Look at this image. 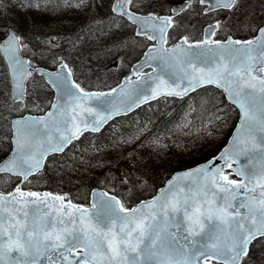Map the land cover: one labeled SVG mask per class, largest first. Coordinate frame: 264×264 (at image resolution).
Segmentation results:
<instances>
[{
  "label": "snow or ice",
  "instance_id": "6c2138e0",
  "mask_svg": "<svg viewBox=\"0 0 264 264\" xmlns=\"http://www.w3.org/2000/svg\"><path fill=\"white\" fill-rule=\"evenodd\" d=\"M51 3L0 0V55L7 61L12 89L8 112L44 111L37 97L26 100V81L34 72L57 92L56 102L41 116L10 118L3 112L7 101L0 102V143L8 146L0 159V264H242L252 241L264 238V23L253 20L255 5L264 6V0H185L169 7L167 15L132 10L151 8L155 0H115L112 11L137 25L136 36L156 43L108 92L81 87L63 57H53L59 64L54 73L32 67L31 57L44 54L41 47L59 45L37 39L31 19L24 34L22 22L29 11L45 10ZM60 3L80 7L84 0ZM194 6H203L202 15L247 12V21L240 23L252 37L214 39L226 31L225 16L208 24L201 39L184 35L166 47L169 29L182 26L177 17L195 12ZM13 9L16 19L10 15ZM114 46H125L123 38ZM205 85L222 90L238 110V125L211 159L173 174L150 199L129 207L117 194L93 191L84 205L66 193L28 187L50 155L64 152L85 132H98L109 120L151 100L183 97ZM226 115L218 109L215 119L226 123ZM107 167L110 171L111 164ZM118 180L131 184L128 192L145 183L127 172ZM8 184L14 187L5 191Z\"/></svg>",
  "mask_w": 264,
  "mask_h": 264
},
{
  "label": "rangeland",
  "instance_id": "374dc122",
  "mask_svg": "<svg viewBox=\"0 0 264 264\" xmlns=\"http://www.w3.org/2000/svg\"><path fill=\"white\" fill-rule=\"evenodd\" d=\"M180 1L181 0H163V3H161V0H155L153 7L148 8L138 5L135 10L140 12L155 11L157 13H164L167 12L171 5ZM111 2L112 0H84V4L80 7H68L63 3H60V6H57L58 3L52 0L51 6L45 9L47 10L45 12L47 17L53 22V26H58L60 20H68L69 22L67 24V29L71 32L66 30V32H63V26L61 25L59 28V33L48 35L46 31H42V29L45 30L42 26L37 27L35 24L38 33L37 39H54L59 46L51 48L50 50L41 47V51H43L44 54L42 57L39 55L31 57L33 64L53 67L56 65V61L53 60V57H63L66 59L69 57L75 59L78 73L80 75L86 76L83 67H87V65L91 63L87 62V59H92V66L97 69V74L95 75L96 77L92 87L97 89H109L110 87L117 84L120 78L126 75V72L129 69V63L126 60V55L131 54L133 51L134 53L136 52L137 55L140 54L147 45V41L144 38L135 36L132 27L126 24L123 19L119 17H104L106 12L101 11L100 8L108 9L112 4ZM97 3L99 4V7L96 6ZM144 3H147V0H144ZM194 7L196 8L195 12H192L191 9H189L178 18L182 26L173 29L172 32L175 34V36L185 34L191 39L199 38L202 35L204 25L216 18L223 21L225 16L228 17V20L226 24H222V28H226V31H219L220 36H225L229 33L233 34L232 32H234L235 34L233 35L237 37H247L253 34L251 31L245 30L243 24L240 23V21H247V12L236 13L235 15L226 12H218L216 14L204 16L199 14L202 9L201 6ZM42 11H29L27 13V17L24 18L21 28V31L24 34H28L27 30L30 26L29 19L32 18L30 15L35 17ZM91 11H93L96 16L91 13ZM254 11L256 13V15L253 17L254 22L258 23L259 21H264V6L256 4ZM10 15L13 19L18 18V10L13 9ZM234 21L237 22V27L235 29L231 27ZM42 22L47 23L45 21ZM78 25H84L82 30L81 28L75 29ZM80 31L85 32L81 34L79 33ZM119 38H123L125 46H114V41L118 40ZM33 46H38L36 45L35 41H33ZM95 53L96 55H94ZM25 54L27 55V50H25ZM134 58L135 57H132L128 60L133 61ZM6 81L7 77H5L4 72L0 71V102L7 101V104L3 109L5 115H8L11 118L13 116L21 115L25 112H43L34 107H30L27 110L21 108L19 113L8 112V108L11 107L12 103L8 98ZM28 90L29 97L27 100L30 101L33 96L37 97L42 102L41 107L45 110L50 103L52 92L44 84L42 78L38 76L32 77L28 85ZM160 101L162 102L161 107L153 109L151 113L146 114L144 118L137 120L133 129L128 132V137L119 139L116 144L103 148L100 150L101 153H119L118 158H125V161L130 163L133 154V148L135 144H137L152 127L151 125L154 122V115L161 113L165 114L169 109L175 106L174 102H168L165 99H161ZM220 105L221 102H217V106L220 107ZM17 107L20 106L17 105ZM190 107L183 114L184 120L182 121V125L178 126L174 132L165 134L159 138L151 136L148 138L145 145L151 147L148 148L145 146H139L136 149V153L142 149H146L145 154L150 153L151 155V157L146 159V161L158 167L159 172L161 171L162 162L165 159L163 152L169 146H183L186 143H193L194 139H210L213 137L214 131L221 124L218 123L213 132L210 131L208 125L204 126L203 122H198L196 125H191V115L193 110H190ZM0 123L4 122L0 121ZM114 128L117 129L116 127ZM97 152L98 151H89V156L85 154L84 157H75L68 152L66 155H64V157L58 159L54 164V173H51L47 176L39 175V177H37L35 180L30 179L33 184L31 183L28 185V187L41 190L45 188L46 185H50L53 186V191L61 194L66 193L69 199H72L73 195L79 199L81 197V199L83 198L82 201L86 203L89 200V193L91 189L84 188L80 184V179L82 178V174H84L86 169L93 168L95 166V161L97 160L98 156H100V154ZM7 154V143H0V159L4 158ZM132 173L133 171L130 169L129 174ZM160 175L161 174L159 173V176ZM106 176L111 177L113 174L108 172V174L103 176V178ZM120 176L121 175L115 176L117 179L112 180L111 183L107 182L105 185L111 187V185L113 186V184L116 183V188H118L119 191L129 198L125 189L131 187V184L124 185V189L118 180ZM11 187H14V185H4V190L8 191L11 189ZM64 187L67 189L71 188L72 190L67 191L64 189ZM142 187L136 186L132 188V191L139 195L143 191ZM73 200L75 199L73 198ZM133 202L135 203L136 201L133 200Z\"/></svg>",
  "mask_w": 264,
  "mask_h": 264
},
{
  "label": "trees",
  "instance_id": "16d2710c",
  "mask_svg": "<svg viewBox=\"0 0 264 264\" xmlns=\"http://www.w3.org/2000/svg\"><path fill=\"white\" fill-rule=\"evenodd\" d=\"M100 10L107 13L104 17H109L112 15L110 8H100ZM91 13H93V11H91ZM32 19L34 21L36 20L35 24L37 27L42 26L47 33H59V28L61 25L63 26V32L68 30V20H60L58 26H53V22L47 17L45 12H41L35 17L32 16L31 20ZM42 21L47 23H43ZM42 31L44 30L42 29ZM94 55H96V53ZM131 56L138 57L139 55L134 53L131 54ZM87 62L92 63V59H87ZM95 74H97V71L95 67H93L87 78L82 80L79 79V76L77 75V80L83 87L90 89L94 84ZM165 100L168 102H174L175 106L169 109L165 114L161 113L154 115V122L151 125L152 127L143 136V138L137 144H135L130 163L126 162L125 158H118L119 153H101L100 150L116 144L119 139L128 137V132L133 129L137 120L144 118V116L151 113L153 109L161 107L162 102L160 100L151 103L150 105L144 106L128 116H124L115 120L97 134L84 135L77 142L73 143L66 153L62 154L61 156L53 157L41 175L47 176L51 173H54V164L58 159L64 157V155H66L68 152L75 157H84L85 154L89 156V151H98L97 153H99L100 156H98L97 160L95 161V166L84 171V174H82V178L80 179V184L84 188L90 189L94 187L107 188L121 197V199L124 200L127 205H132L134 203L133 200L138 201L142 198L151 196L165 182V180L170 177L173 172L182 168L193 166L217 153L227 141L238 119L237 110L226 101L220 91L212 87H206L185 100ZM217 102H221L220 107L217 106ZM189 107L190 110H193L191 115V125H196L198 122H203V125H208L210 131L213 132L218 123L221 124L214 131V135L210 139H194L193 143H186L183 146H169L163 152L165 159L162 162L161 171L159 172L158 167L146 161V159L151 157L150 153L145 154L146 149H142L136 153V149L139 146H145L146 141L151 136L159 138L165 134L174 132L178 126L182 125V121L184 120L183 114L188 110ZM218 109H224L227 113V115L224 117L226 123H222V121L215 119ZM126 133L128 134L125 135ZM145 147L149 148L151 146ZM109 163L111 164L110 171L107 167V164ZM130 169L133 171L132 174H129ZM108 172H110V174L112 173L113 176L123 175L125 172H127L133 177V179L136 177L143 179L145 181L143 187L141 186L143 191L137 195L134 191H126L124 185H121L129 196V198H127L121 191H119L118 188H116V183L113 184V186L111 185V187L105 185L108 180L103 178V176L107 175ZM159 173L161 174L160 176ZM45 188L50 190L54 189L53 186L50 185H46ZM64 189L67 191L72 190L71 188L67 189L65 187ZM73 198L76 202L83 203V198L81 199L80 197L79 199L75 195H73L72 199ZM243 264H264V239H261L253 244L248 257L245 258Z\"/></svg>",
  "mask_w": 264,
  "mask_h": 264
},
{
  "label": "water",
  "instance_id": "95a60500",
  "mask_svg": "<svg viewBox=\"0 0 264 264\" xmlns=\"http://www.w3.org/2000/svg\"><path fill=\"white\" fill-rule=\"evenodd\" d=\"M114 3H115V1H114ZM114 3H113V5H114ZM183 3H185V2H183ZM183 3H181V4L177 5V6H174V7H179V6L182 5ZM139 15H141V14H139ZM135 25H136V24H135ZM136 29H137V25H136ZM171 46H172V45H171ZM171 46H170V47H171ZM151 47H152V46H151ZM166 47H167V45H166ZM146 51H147V50H146ZM3 58H4V57H3ZM4 60H5V62H6L7 68H8L7 61H6L5 58H4ZM141 60H143V57H142L139 61H141ZM139 61H138V62H139ZM138 62H136V63H138ZM136 63H135V64H136ZM135 64H134V65H135ZM38 68H41V69L45 70L46 72H53V73H54V72L59 71V66H58V68H57L56 70H49V69L44 68V67H38ZM8 71H9V68H8ZM151 71H152V69L150 68V70H149L148 72H151ZM29 78H30V77H29ZM29 78H28V79H29ZM124 78H125V77H124ZM124 78H123V80H124ZM72 79L74 80L73 75H72ZM123 80H122V81H123ZM27 81H28V80H27ZM27 81H26V83H27ZM122 81H121V82H122ZM9 82H10V81H9ZM205 86H209V85H205ZM205 86H204V87H205ZM212 86H214V85H212ZM116 87H117V86H116ZM214 87H215V86H214ZM114 88H115V87H114ZM202 88H203V87H202ZM52 89H53L54 92H55V95H54V101H53V103H54V102H56L57 92H56V89H55V88L52 87ZM198 89H200V88H198ZM198 89H197V90H198ZM197 90H196V91H197ZM11 91H12V89H11V85H10V92H11ZM104 92H108V91H104ZM191 93H193V92H190V93H188L187 95H189V94H191ZM187 95H186V96H187ZM186 96H183V97H174V96H173V97H174V98H184V97H186ZM161 98H162V97H161ZM158 99H160V98H158ZM152 101H154V100H151V101H149V102H147V103H150V102H152ZM147 103L141 104L139 107H141V106H143V105H145V104H147ZM139 107H136V108H134L133 110L127 112L126 114L119 115V116H117V117H115V118H118V117H121V116H124V115H128V114L132 113L133 111H135L136 109H138ZM43 115H44V114H43ZM24 116H33V117H35V116H41V115L26 114V115H24ZM16 118H19V117H16ZM115 118H114V119H115ZM13 119H14V118H13ZM114 119H112V120H114ZM112 120H109L106 124H104L103 127H101L100 130H102V129H103V128H104L109 122H111ZM238 121H239V120H238ZM237 125H238V123H237ZM237 125H236V126H237ZM100 130H99V131H100ZM234 130H235V129H234ZM99 131H98V132H99ZM85 133H86V132H85ZM233 133H234V131H233ZM233 133L231 134V136L233 135ZM81 136H82V135H81ZM81 136H80V137H81ZM231 136H230V138H231ZM230 138H229V139H230ZM228 141H229V140H228ZM227 143H228V142H227ZM226 145H227V144H226ZM226 145H225V146H226ZM225 146H224V147H225ZM66 149H67V148H66ZM66 149H65V150H66ZM65 150H64V151H65ZM54 154H58V153H54ZM52 155H53V154H52ZM50 156H51V155H50ZM48 158H49V157H48ZM46 161H47V160H46ZM46 161H45V164H46ZM45 164H44V167H45ZM201 164H203V163H201ZM198 165H200V164H198ZM198 165H196V166H198ZM196 166L191 167V168H195ZM44 167L42 168V170L44 169ZM188 169H190V168H188ZM42 170H41V171H42ZM182 171H184V170H182ZM178 172H181V171H178ZM176 173H177V172H176ZM174 174H175V173H174ZM164 186H165V185H164ZM164 186H163V187H164ZM163 187H161V188H163ZM159 189H160V188H159ZM93 191H106V190H104V189H99V188H95V189H93V190L91 191V193H92ZM42 192H45V191H42ZM48 192H49V191H48ZM110 194H111V193H110ZM90 199H91V194H90ZM138 203H139V202H138ZM252 242H253V241H252ZM250 245H251V244H250ZM250 245H249V247H250ZM248 251H249V248H248Z\"/></svg>",
  "mask_w": 264,
  "mask_h": 264
},
{
  "label": "bare ground",
  "instance_id": "6f19581e",
  "mask_svg": "<svg viewBox=\"0 0 264 264\" xmlns=\"http://www.w3.org/2000/svg\"><path fill=\"white\" fill-rule=\"evenodd\" d=\"M95 69H96V68H95ZM96 71H97V69H96ZM261 239H264V238H259V237H258L256 240H254V243L257 242V241H259V240H261Z\"/></svg>",
  "mask_w": 264,
  "mask_h": 264
}]
</instances>
